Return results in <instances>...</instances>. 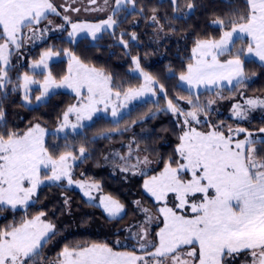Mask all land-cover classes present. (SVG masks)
<instances>
[{"label": "snow or ice", "instance_id": "obj_1", "mask_svg": "<svg viewBox=\"0 0 264 264\" xmlns=\"http://www.w3.org/2000/svg\"><path fill=\"white\" fill-rule=\"evenodd\" d=\"M91 2L95 3L96 0ZM172 3L175 5L176 0H172ZM246 3L249 5L248 15L241 16L238 24L232 21L231 31H225L220 40L197 42L196 48L192 50L194 57H197L195 63L187 66V74L179 77L181 81L193 88L202 84L216 85L220 81L231 84L233 78L238 83L242 82L243 66L240 56L245 55L244 49H240L233 59L223 63L218 59V56L235 47L234 34L239 39H243L244 35L249 36L251 39L247 45V54L264 62V0H246ZM128 4L134 7L135 0H115L113 16ZM188 8L192 9L193 5L190 3ZM47 13H56L50 0H0V38L4 40L0 44V61L7 65L9 44L18 49L22 30H32L33 25L47 18ZM113 16H109L102 24L72 23L69 36L73 37L87 30L95 39L96 33L102 28H111L116 24ZM64 19L68 20V17L65 16ZM217 23L223 25L222 20ZM65 54L70 60L69 75L57 84L49 74L44 81L42 95H47L50 87L66 86L78 96L82 90L86 91L87 102H82L79 107H69L63 116V124L57 131L68 125L69 113L76 114L77 124L72 125L76 129L83 126L80 121L91 120L94 113L101 111L98 105H103V110H107L113 97H120L119 92L113 93L109 87L111 77L87 67L71 52ZM54 55L58 53L52 50L44 52L33 67H47V60ZM134 62L136 68L140 69L139 61ZM73 65L76 66L74 75ZM6 76L7 72L0 68V87L8 83ZM143 78L144 87L140 90L129 89L125 93V99L151 90L153 78L147 73H143ZM30 83L35 81L25 74L26 90ZM24 99L27 101L28 96L25 95ZM36 99L40 100L41 97ZM189 104H192L191 100ZM247 104L264 107V101L253 99H249ZM168 109L177 111L171 100L168 101ZM111 114L113 117L117 116L115 106ZM186 115L199 123L196 111ZM236 115L242 114L237 111ZM3 117L4 112L0 110V123L3 122ZM184 123L187 125L188 120ZM229 132L231 133V129ZM260 132L264 133V128ZM44 135L45 129L39 124L23 135L11 131L0 135V204L11 205L13 208L17 204L26 205L37 186L42 183V168L51 170L48 179L59 180L62 176H68V182L72 183L67 161L74 157H71V153H66L54 159L44 146ZM247 136L249 138L234 142L231 134L225 137L222 131L205 133L191 128L183 132L177 148L183 162H177L176 167H172L170 162L159 176H153L144 183L147 192L157 201L165 203L164 207L158 209L164 224L157 234L159 245L150 255L154 258H170L171 264H222L224 257L247 250L252 255L253 264H264V161L257 159L254 141L250 139L252 134L248 133ZM261 143L264 144V140ZM84 151V148L80 149L81 155ZM145 162L147 163V158ZM184 173H190V177L182 178ZM25 182L28 187L24 186ZM169 193L174 194V200L178 201L174 208L167 207ZM104 199L108 201L105 210L110 217L118 216L123 211V205L119 202L107 197ZM185 209L190 215L185 213ZM149 219L152 217L149 216ZM52 227L50 224H42L40 216H36L32 220H25L19 227L0 231V264H26V261L39 255L41 242L47 243L45 237ZM185 248L188 250L182 251ZM61 256L63 259L60 264H137V261L144 259L113 251L106 244L73 249L65 247Z\"/></svg>", "mask_w": 264, "mask_h": 264}, {"label": "trees", "instance_id": "obj_2", "mask_svg": "<svg viewBox=\"0 0 264 264\" xmlns=\"http://www.w3.org/2000/svg\"><path fill=\"white\" fill-rule=\"evenodd\" d=\"M190 3L192 9L188 8ZM247 5L246 0H176L175 5L172 0H135L134 7L128 4L125 6L127 10L123 8L113 16L116 24L104 30L95 41H68L67 32L48 45L62 52L69 50L127 88H137L142 84V78L134 72V61L138 60L140 70L153 78L158 97L157 101L134 105L118 122L98 117L75 135L60 138L49 135V144L56 142L64 149L68 148L79 163L70 169L72 183L67 177L60 186L55 184L54 193L49 194L51 220L48 221L53 227L52 235L49 234L50 245L44 255H53L55 248H82L86 244H105L107 241L108 245L132 247L136 251L154 236L152 224L163 217L152 206L154 199L147 194L144 183L161 173L170 162L179 160L177 148L181 143L180 137L192 126L189 122L187 125L184 123L183 111L190 109L189 100L201 109V119L210 115L221 123L222 118L217 114V111L221 114V100L227 99V104H231L232 99L238 98L235 102L238 103L243 100L241 92L264 99V68L259 73H251L255 79L252 77L254 80L243 91L225 89L196 97L179 82L197 42L220 35L221 26L213 25V21L231 18L232 22L237 14L246 13ZM67 73V60L50 65V74L55 80H62ZM11 85L0 88V110L4 112L0 135L9 131L23 135L36 124L52 130L62 123L67 109L76 100L68 92H58L47 102L27 108L21 101L19 87ZM169 100L176 107V112L168 109ZM250 111L244 120L227 114L222 125L247 128L245 132L236 131L235 135L244 137L251 133V137L257 139L255 143L264 149L261 143L264 133L260 132L264 128V113L256 109ZM81 148L85 149L83 157L80 156ZM83 185L87 189L94 186V191L88 194L90 201L81 190ZM60 187L63 193L59 192ZM106 197L123 205L121 216L109 218L102 213L100 201ZM2 213L7 216V220L0 221V228L4 229L11 225L13 216L8 214V208L0 207V216ZM64 217L65 223L62 221Z\"/></svg>", "mask_w": 264, "mask_h": 264}, {"label": "rangeland", "instance_id": "obj_3", "mask_svg": "<svg viewBox=\"0 0 264 264\" xmlns=\"http://www.w3.org/2000/svg\"><path fill=\"white\" fill-rule=\"evenodd\" d=\"M50 2L53 4V6L56 8V13H47L46 19H41L39 24L33 25V29H23L22 30V38L19 40L20 47L17 49L15 45L9 44V51H8V63L5 65L2 61H0V68H3L7 72V76L5 79L8 81V83L4 84L3 87L0 88H5L8 84H12L13 88L19 87V93L21 96V101L23 105L27 108H32L36 107L42 103H45L48 101V98L58 92H68L72 94L73 96L76 97L75 105L76 107H79L82 102L86 103L87 102V93L86 91L82 90L81 95H77L75 91L71 88H68L66 86H60V87H50L47 95H42L43 93V85L45 79L49 76L50 74V65L56 61L59 60H67L68 61V73L69 75V57L65 54L66 52H70L69 50H65L62 52L61 50H57L54 47L49 48V44L53 41H55L58 38L63 37L65 33L68 32V35H66V39L68 41H78L81 39H91L92 41H95L102 33L104 30L110 29V28H102L101 31L96 33V38L93 39L91 33L87 32V30L83 32L77 33L75 36L70 37L69 33L72 31L71 24L76 23V24H102L103 21L107 20L109 16L113 14V9L115 8V0H107V3H105V0H96L95 3H92L91 0H50ZM248 9L246 10V13H240L236 15V19L234 20L237 24L240 23V17L244 16L246 17L249 12V5H247ZM78 9V11H77ZM123 9V8H122ZM121 9V10H122ZM58 13V14H57ZM68 17V20H65L64 17ZM113 16V15H112ZM223 21V25H220L217 23L219 20L213 21V25L215 26H221V33L218 37L216 38H211L208 40H215L218 41L221 39L223 36V33L225 31H231L233 24L231 23V18H223L221 19ZM43 27V29H42ZM250 37L247 35L243 36V39H239L237 37V34H234L233 36V41L235 44V47H231L230 52H226L224 55L218 56V59L221 63L233 59L235 56V53L239 51L240 49L245 50V55L240 56V60L242 61V66H243V78L242 82L238 83L236 78L232 79V83L229 84L227 81H220L216 85H200L198 87H191L189 86L186 82L181 81L179 79L180 85L188 91L191 95H195L196 97L199 94H206L208 92H215V91H222V90H229V91H243L247 85L255 79V77L251 74L252 72H258L261 71V68H264V62L260 61L258 57H255L254 55H249L246 52L247 45L250 42ZM207 40V39H205ZM204 41V40H202ZM4 43V40L0 38V44ZM197 44L194 46L196 48ZM193 48V49H194ZM192 49V50H193ZM52 50L54 53H58V55H54L51 58L47 60V67L40 66V67H33V65L38 62L43 55L44 52ZM197 57H194L193 51H191V61L189 64H194L195 60ZM80 60V59H79ZM84 65H86L89 68H95L91 66L90 64H87L86 62H83L80 60ZM187 65V66H188ZM75 68L76 66L73 65V75L75 74ZM99 71H102L106 76L111 77L109 87L112 89L113 93L119 92L120 97L119 99H116L113 97L112 101L109 102L107 110H103L104 106L103 105H98L97 107L101 109V111H98L93 114L92 119H84L80 121L79 123L83 125L82 127L78 126L76 129L72 128V125L77 124V119H76V114L75 113H69L68 114V125L64 127L62 130L57 131L58 129L61 128V125H58L56 128L52 130H46L45 129V135H44V146L48 149V152L52 155L54 159H58L60 155L66 154V153H71V157L69 158L67 163L70 165L68 169V173L70 172V169L73 165H76L79 163L78 158L76 155L69 151V149H64L61 147L58 143L53 142L52 144L48 143V137L49 135H55L56 137H65L68 135H75L78 132L82 131V129L85 126H88L93 122L94 119L98 117H104L107 119H111L114 122H118L124 115L128 114L129 111L133 108L134 105L138 103H145L147 101H157L158 95L155 93V84L153 81V84L151 86V90L144 91L142 95L133 97L131 99H125V93L129 89L133 90H140L142 87L145 85V81L143 78V72L140 69H135L134 72L139 75L142 78V84L138 86L137 88H127V86H123L121 82H115L114 78L110 75H108L105 71L95 68ZM27 74L35 83H30L28 84L27 90L24 87V76ZM184 74H187V68ZM66 75V76H67ZM52 77V76H51ZM252 77L254 79H252ZM53 78V77H52ZM54 79V78H53ZM55 80V79H54ZM57 84H60L62 80H55ZM245 87V88H244ZM244 93H240V97L243 99L242 101L235 103L238 101V98L232 99L233 103L227 104V99L221 100L222 107H221V114H219V111H217V114L221 116L222 122L220 123L216 119H213L212 117H209L210 115H204V119H201L202 117V111L198 107H194L196 103L190 104V109L184 110L185 118L188 120L189 124L191 123L192 126L191 128L196 129L199 132H209L212 130L216 131H222L225 135V137L229 136L230 134L233 137V141H242L245 140L246 138H249L247 135L244 137L236 136L235 133L236 131L238 132H245V131H239L240 129L246 130L247 128H243L238 125H228L227 127H224L223 124V119L226 120L227 114L230 116H234L235 118L238 117L236 115V112L239 111L241 112L240 118L242 120L245 119L247 114L251 113L250 109H256V110H262L264 113V107H261L257 105L256 107H252L247 104V101L249 99L257 100V101H264V99H257L256 97H251L246 94L243 95ZM25 95L28 96V100L26 101L24 99ZM207 95V94H206ZM41 97L40 100H37L36 97ZM223 96H221L222 98ZM72 105V106H73ZM113 106L116 107L117 110V116L113 117L112 116V108ZM239 106V108H237ZM71 107V106H70ZM224 107V108H223ZM69 109V108H68ZM67 109V111H68ZM66 111V112H67ZM191 111H196L197 119L199 120V123H197L195 120H192L191 117H188L186 113L191 112ZM224 112V114H223ZM244 117V118H243ZM221 124V125H220ZM41 127V126H40ZM42 128V127H41ZM44 129V128H43ZM231 129V133L229 130ZM241 137V138H240ZM254 141L253 147L256 149V156L257 159L264 161V149H261L260 144L255 143L257 142L255 138L250 137ZM56 141V140H52ZM247 150V149H246ZM80 156L83 157V155ZM177 162H183L182 160H179ZM177 162L172 163V167L177 166ZM164 170V169H163ZM162 170V172H163ZM160 174V173H159ZM159 174L157 176H159ZM51 176V170L50 169H41L40 172V179L42 183H40L37 186V189L35 193L30 197L26 205H20L17 204L15 208H13L11 205L7 204H0V207L5 209L8 208V214L13 216V222L11 223L10 226L7 228H0V230H10L12 227H19L21 223H23L25 220H32L36 216H40L42 224H50L52 225L51 222L48 220H51L50 218V204L51 201L49 194H53L54 188L57 186L55 184H63L65 179L68 176H62L61 179L59 180H50L48 177ZM190 177V173H184L183 177L184 179H188ZM151 179V178H150ZM148 179V180H150ZM147 180V181H148ZM89 185V184H85ZM25 187H28L29 185L27 182H25ZM67 186V184L65 185ZM66 188V187H65ZM86 188V189H85ZM84 185L81 187L82 192L85 193V196L88 201L91 200V197L88 195L91 193V191H94V186L90 185V189H87L88 187H85ZM92 189V190H91ZM59 192L63 193L62 188H59ZM147 194L151 197V199H154V204L152 206L155 209H159L160 207H164L165 203L163 201H157L155 197L151 195V193L147 192ZM211 195V192L209 193ZM52 198V196H51ZM111 200H114L110 198ZM116 201V200H115ZM101 206H102V213L109 217V218H118L121 216L124 212L123 211L115 217H110L108 212L105 210V204L108 203L104 198L100 201ZM118 202V201H117ZM178 203V201L174 200V194L169 193L167 196V207H173L174 205ZM15 215V213H17ZM43 213V215H41ZM91 213L96 214V211L91 210ZM185 213L189 214L187 209H185ZM182 213V214H185ZM162 216V214L160 213ZM160 216V217H161ZM7 217V216H6ZM5 217V214H1L0 216V221L7 220ZM52 217V214H51ZM163 217V216H162ZM9 220L11 221V217H8ZM163 219V218H162ZM160 220L158 218V221H155L152 224V227H154V233L152 238L147 242L145 241L143 243V250H138L135 251L134 248L129 247V248H123V247H115L111 244L108 245V241L105 242V244L112 248L113 251L116 252H123V253H129L137 257H143V260L137 261V264H145V261L147 264H171L170 258H154L150 253H154L156 246L159 245V237L158 233L163 228V220ZM63 223L66 222V218H62ZM150 226V224H149ZM145 227H148L147 225ZM151 227V228H152ZM153 232V231H152ZM49 234L52 235L51 230L48 232V235L45 237L47 240V243L41 242V249L39 251L40 254H43V252L46 254L48 251L49 243H50V236ZM154 237V238H153ZM93 243H96L94 241ZM104 244V243H103ZM114 244V243H113ZM111 245V246H110ZM91 245L86 244L85 247H90ZM62 247V246H61ZM56 250H53L55 253L50 256H35L33 259L26 261V264H60L62 261V256H57L56 253L61 255V250L63 251L64 248H55ZM188 249L185 248L182 251H187ZM143 252V253H142ZM47 258V259H46ZM222 264H253V258L252 255L249 251L243 250L238 253H233L230 256H226L222 259Z\"/></svg>", "mask_w": 264, "mask_h": 264}, {"label": "flooded vegetation", "instance_id": "obj_4", "mask_svg": "<svg viewBox=\"0 0 264 264\" xmlns=\"http://www.w3.org/2000/svg\"><path fill=\"white\" fill-rule=\"evenodd\" d=\"M38 256H45V255H44V254H40V253H39V255H38ZM46 259H47V258H46Z\"/></svg>", "mask_w": 264, "mask_h": 264}]
</instances>
